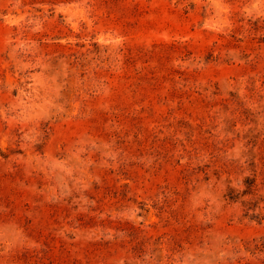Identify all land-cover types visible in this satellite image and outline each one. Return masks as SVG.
<instances>
[{"label":"rangeland","instance_id":"rangeland-1","mask_svg":"<svg viewBox=\"0 0 264 264\" xmlns=\"http://www.w3.org/2000/svg\"><path fill=\"white\" fill-rule=\"evenodd\" d=\"M0 264H264V0H0Z\"/></svg>","mask_w":264,"mask_h":264}]
</instances>
